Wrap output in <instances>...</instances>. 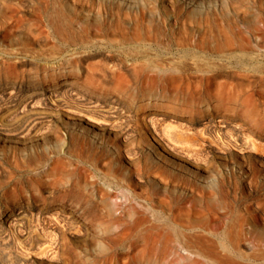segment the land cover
Returning a JSON list of instances; mask_svg holds the SVG:
<instances>
[{
  "label": "rangeland",
  "instance_id": "374dc122",
  "mask_svg": "<svg viewBox=\"0 0 264 264\" xmlns=\"http://www.w3.org/2000/svg\"><path fill=\"white\" fill-rule=\"evenodd\" d=\"M139 48L243 52L241 89L261 113L142 94ZM252 62L264 67V0H0V264H202L222 244L259 264L264 74Z\"/></svg>",
  "mask_w": 264,
  "mask_h": 264
},
{
  "label": "bare ground",
  "instance_id": "6f19581e",
  "mask_svg": "<svg viewBox=\"0 0 264 264\" xmlns=\"http://www.w3.org/2000/svg\"><path fill=\"white\" fill-rule=\"evenodd\" d=\"M131 56L133 57L132 66L135 79L141 85L142 94L149 92L152 95H156L158 91L167 92L177 99L183 94L184 100L190 101H204L207 98H212L215 101L214 108L216 112L220 113L218 115L222 116V118L235 117V120H238L239 116L245 112L252 113L253 115L261 113L253 97L251 95L244 96L241 89L246 79L245 73L241 68L242 66L239 64L247 57L243 52L235 51L227 54L214 49H186L171 52L167 55L166 53L150 52L147 49L139 48ZM227 58L234 59L237 63L235 65L237 68L233 70L228 69ZM252 63L249 70L252 71L253 75L264 74L263 66L256 64V62ZM190 72H194L195 74ZM156 86H159V90L155 88ZM115 87L119 88L120 86L117 85ZM56 107L65 109L68 112L66 115L68 118H75L76 114H82V112L74 111L66 106L64 107L62 103H58ZM172 110L175 113L186 111V109L181 107H173ZM86 118L98 127L108 123L106 120L90 116H86ZM150 124L152 127L151 133L154 136L157 129L154 122ZM101 129L106 128L101 127ZM156 140L162 144L160 140L163 139L160 136ZM227 143L229 142L224 141L222 147H217V151L226 152V149H229ZM221 246L222 251L217 252L218 257L216 260L213 262L203 261L202 264H222L223 258L231 264H248L243 261L244 256L240 252L236 250L230 252L231 250L225 244ZM259 264H264V258Z\"/></svg>",
  "mask_w": 264,
  "mask_h": 264
}]
</instances>
